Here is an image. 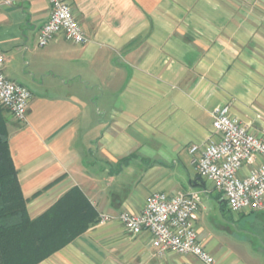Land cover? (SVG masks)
Masks as SVG:
<instances>
[{
	"label": "crops",
	"instance_id": "obj_1",
	"mask_svg": "<svg viewBox=\"0 0 264 264\" xmlns=\"http://www.w3.org/2000/svg\"><path fill=\"white\" fill-rule=\"evenodd\" d=\"M9 1L0 51L6 76L32 93L27 120L0 104L30 215L74 186L99 217L139 212L152 192L201 190L196 230L213 264H264V208L231 211L190 152L220 137L212 110L222 104L264 137V0H65L89 41L59 34L44 46L50 0ZM38 264L209 263L158 254L148 231L116 217Z\"/></svg>",
	"mask_w": 264,
	"mask_h": 264
},
{
	"label": "built area",
	"instance_id": "obj_2",
	"mask_svg": "<svg viewBox=\"0 0 264 264\" xmlns=\"http://www.w3.org/2000/svg\"><path fill=\"white\" fill-rule=\"evenodd\" d=\"M6 2H10L9 0ZM52 12L42 26L38 42L44 46L59 34L77 43H86L89 37L80 25L72 7L65 0H50ZM4 54L0 51V103L18 121L27 120L31 98L30 89L9 79L3 70ZM213 127L220 137L190 148L192 162L202 178L211 181L221 192L231 211L260 210L264 208V137L253 133L238 117L232 115L229 104L212 110ZM257 156L263 161L257 163ZM253 165L244 175L245 165ZM201 190L148 194L139 212H121L118 216L102 213L100 222L118 218L125 228L140 234L148 231L158 254L175 252L193 254L209 264L214 256L198 238L196 221L199 217Z\"/></svg>",
	"mask_w": 264,
	"mask_h": 264
},
{
	"label": "trees",
	"instance_id": "obj_3",
	"mask_svg": "<svg viewBox=\"0 0 264 264\" xmlns=\"http://www.w3.org/2000/svg\"><path fill=\"white\" fill-rule=\"evenodd\" d=\"M98 221L99 212L78 186L38 216L30 215L0 104V264H38Z\"/></svg>",
	"mask_w": 264,
	"mask_h": 264
},
{
	"label": "rangeland",
	"instance_id": "obj_4",
	"mask_svg": "<svg viewBox=\"0 0 264 264\" xmlns=\"http://www.w3.org/2000/svg\"><path fill=\"white\" fill-rule=\"evenodd\" d=\"M7 117L9 119H11L13 117L12 114H10V112L7 110ZM214 213V219H216L217 222H219V218H221V214H220V211L218 209H216V211H213Z\"/></svg>",
	"mask_w": 264,
	"mask_h": 264
}]
</instances>
